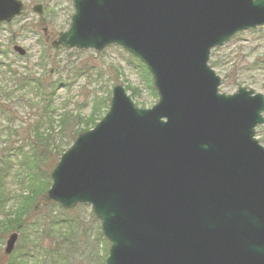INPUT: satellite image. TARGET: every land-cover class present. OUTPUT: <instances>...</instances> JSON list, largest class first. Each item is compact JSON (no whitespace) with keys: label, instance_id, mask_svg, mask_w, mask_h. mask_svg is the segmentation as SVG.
Listing matches in <instances>:
<instances>
[{"label":"water","instance_id":"1","mask_svg":"<svg viewBox=\"0 0 264 264\" xmlns=\"http://www.w3.org/2000/svg\"><path fill=\"white\" fill-rule=\"evenodd\" d=\"M73 2L53 47H123L148 68L159 102L139 109L114 87L109 113L52 172L49 199L92 205L111 243L106 264H264V96L220 94L209 66L212 49L264 26V0ZM23 11L0 0V24Z\"/></svg>","mask_w":264,"mask_h":264},{"label":"rangeland","instance_id":"2","mask_svg":"<svg viewBox=\"0 0 264 264\" xmlns=\"http://www.w3.org/2000/svg\"><path fill=\"white\" fill-rule=\"evenodd\" d=\"M21 1L24 14L10 24L0 25V65L9 64L13 72L34 75L41 81L45 77L49 90L44 99L30 88L17 93L19 100L14 99L12 74L3 75L0 66V97L4 96L0 100V128L11 124L14 132L0 139V264L23 256H28L32 264H105L111 245L92 207L78 205L67 210L48 198L51 173L73 143L60 146L58 155L52 154L49 160L35 157L30 152L35 127L42 125L41 131L49 132L47 136L57 145L61 131L72 133L73 127L88 131L94 127L90 120L99 123L103 119L115 86L124 87L133 104L142 109L157 104V92L151 89L139 63L119 46L101 52L52 47V41L71 26L75 14L72 0ZM36 5L43 6L42 15L34 11ZM16 45L27 51L25 57L14 52ZM210 65L222 80L221 93L232 95L246 88L264 95V29L239 33L212 52ZM51 83L57 85L53 96ZM66 111L81 116L71 118L67 128L59 131V121ZM256 137L264 147V125L257 129ZM45 148L43 156L49 157L44 154ZM20 195L21 199L36 196V201L8 262L3 250L13 232H6L2 220L4 214L14 211Z\"/></svg>","mask_w":264,"mask_h":264},{"label":"trees","instance_id":"3","mask_svg":"<svg viewBox=\"0 0 264 264\" xmlns=\"http://www.w3.org/2000/svg\"><path fill=\"white\" fill-rule=\"evenodd\" d=\"M138 63L139 66L141 67L142 71L147 75L148 81H149V85L151 87V89L154 91L153 89V85H152V78L151 75L149 74L148 70L146 69V67L137 59H135ZM1 66V65H0ZM1 73L3 75H7V74H12L11 77V81H13V92L11 94V97H13L14 99L17 98L18 100L21 98L20 96L17 95V93L20 95L22 93V91L26 90L27 88H30L34 94L37 93V97H40L41 99H44L45 97H48V90H49V86L48 84H43V81L45 79H42V81L40 79H35L34 75H29L28 77L23 75V73H18V72H13L11 69V66L9 64H5L4 66H1ZM80 75H81V71H80ZM57 85H53V83H51V91H52V96H53V91L54 89H56ZM156 94V93H155ZM52 96H51V101H52ZM4 97V96H3ZM3 97H0V100H3ZM10 97V95H9ZM45 104V101H42ZM49 108H51V106L49 105ZM92 114V113H91ZM81 115H76L74 117L73 113H70L69 111H66L63 115L62 118L59 121V125H60V130L61 129H65L68 126L69 120H71V118H80ZM51 117V116H49ZM92 119L94 118V116H91ZM52 118H50L51 120ZM76 120V119H75ZM93 125L95 126L97 123L96 121H92L90 120ZM52 122V121H50ZM11 124H5V127L0 128V139L7 136V135H11L14 133L13 131H11ZM50 129L53 130L52 126H50ZM42 129V125L40 126H36L35 127V132H34V137L33 140H35L34 143H32L31 146V150L30 152L36 157L38 156L40 159H51L52 154L57 156L58 155V148L60 146H63L64 144L66 146H69L71 143H73L76 138L78 137V135L84 131H79L76 130L73 127V132L71 133L70 131H61L62 134H65L67 137V141L64 142V137L62 136V134L60 133L58 136V141L56 142V144H54L53 139L50 140V138L47 136V133H43ZM86 130H88V128H86ZM72 134V135H71ZM264 142V140H263ZM43 147H46L44 149L45 151V155H49V157L47 156H43ZM51 147H54L53 150L51 151ZM48 152V153H46ZM55 161V158H54ZM23 195V194H22ZM18 196L17 198V202L14 205V211L11 214H4L3 216V225L5 227L6 232H23L24 231V227H25V222H26V216L28 214H31L33 212V204L36 201V196L37 194L35 193L36 196L31 195L30 197H25L24 199H21V196ZM2 213L0 212V215ZM31 254V252H29ZM0 254H1V249H0ZM8 260V262H10V258H6ZM6 260V262H7ZM9 264H32V261L29 260L28 256H23L20 257L18 259H14L13 261H11Z\"/></svg>","mask_w":264,"mask_h":264}]
</instances>
